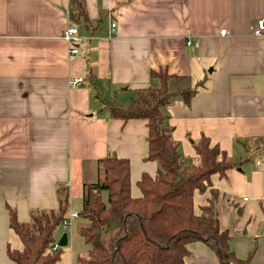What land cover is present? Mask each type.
Masks as SVG:
<instances>
[{
	"label": "crops",
	"instance_id": "crops-1",
	"mask_svg": "<svg viewBox=\"0 0 264 264\" xmlns=\"http://www.w3.org/2000/svg\"><path fill=\"white\" fill-rule=\"evenodd\" d=\"M84 2L86 26L70 19L69 0H0V264H13L9 238L19 247L8 209L24 223L33 210L56 209L66 193L68 207L75 190L81 203L106 156L129 161L130 193L140 196L142 176L158 170L144 160L146 121L112 118L107 108L157 87L150 72L159 69L196 89L189 104L175 98L161 109L185 164L196 162L201 136L235 163L211 177V188L221 194L230 248L245 258L251 245L243 237L264 238V34L251 29L264 20V0ZM69 24L77 28L74 56L62 39ZM209 196L194 193L196 214ZM187 249L185 264H218L202 242Z\"/></svg>",
	"mask_w": 264,
	"mask_h": 264
},
{
	"label": "trees",
	"instance_id": "trees-1",
	"mask_svg": "<svg viewBox=\"0 0 264 264\" xmlns=\"http://www.w3.org/2000/svg\"><path fill=\"white\" fill-rule=\"evenodd\" d=\"M69 11L73 22L86 26L84 0H69ZM150 76L157 80V87L137 90L126 107L110 105L107 109L112 118L146 121L144 160L156 162L158 170L154 178L142 176L140 196L134 198L129 161L112 154L98 160L96 181L81 190L78 234L88 249L76 263L185 264L187 246L202 242L216 255L218 264H248L249 259L238 258L230 248V233L221 229L217 213L221 194L211 188V177L225 176L235 163L201 136L193 146L196 162L185 164L161 109L175 98L189 104L196 89L188 77L171 75L165 69L152 71ZM206 191L210 196L196 214L193 195ZM68 205L66 193L56 209L33 210L24 223L8 209L9 228L21 244L19 249L6 247L13 264H56L61 259V248L55 245ZM112 221L115 227L107 231Z\"/></svg>",
	"mask_w": 264,
	"mask_h": 264
},
{
	"label": "rangeland",
	"instance_id": "rangeland-1",
	"mask_svg": "<svg viewBox=\"0 0 264 264\" xmlns=\"http://www.w3.org/2000/svg\"><path fill=\"white\" fill-rule=\"evenodd\" d=\"M71 197H72L71 203L70 206L68 207L67 212L69 213L75 211L77 213H80L81 212L80 191L77 190L72 191ZM80 222H81L80 218H73L69 220L67 226H65L64 224L59 226L57 230V235L60 236L62 234H66L68 243L66 247L61 248V252H62L61 259L56 264H77L76 258L78 256H83L87 253L88 246L85 245L83 239L78 234V226ZM17 240L19 239L17 238ZM243 240L248 241L249 244L251 245V248H244L243 257L245 258L243 259H249L248 264H263V260H261L260 258L261 257L260 251L264 250V238L252 239L246 236L243 237ZM8 242L11 244L10 248L13 249L14 241L11 238H9ZM20 246L21 244L19 242V247L17 249L21 248Z\"/></svg>",
	"mask_w": 264,
	"mask_h": 264
},
{
	"label": "built area",
	"instance_id": "built-area-1",
	"mask_svg": "<svg viewBox=\"0 0 264 264\" xmlns=\"http://www.w3.org/2000/svg\"><path fill=\"white\" fill-rule=\"evenodd\" d=\"M115 25H111V27L113 28ZM252 29V33L254 36H262L264 34V20H259L256 24L255 27L251 28ZM226 30H221L220 34L221 35H225ZM77 28L73 25V24H69L67 25L66 29L64 30L63 34H62V39L66 42V44L69 47V54L71 55H76L78 52L77 49ZM263 65H264V60H263ZM82 82V78L78 77L75 78L73 80H71V85H78ZM256 164H259V162H256ZM77 214L75 213H71L69 214L66 219L63 221V224L65 226L68 225L69 220L76 218ZM57 246V244L55 245V247ZM54 247V248H55Z\"/></svg>",
	"mask_w": 264,
	"mask_h": 264
},
{
	"label": "water",
	"instance_id": "water-1",
	"mask_svg": "<svg viewBox=\"0 0 264 264\" xmlns=\"http://www.w3.org/2000/svg\"><path fill=\"white\" fill-rule=\"evenodd\" d=\"M115 227V221H112L109 225V228L107 229V231H110L111 229H114ZM67 246V235L66 234H62L60 236V238L57 241V247L59 248H63Z\"/></svg>",
	"mask_w": 264,
	"mask_h": 264
}]
</instances>
